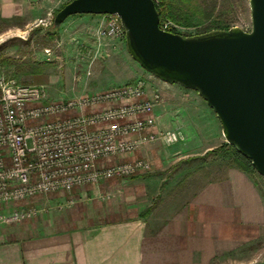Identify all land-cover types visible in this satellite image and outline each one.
Masks as SVG:
<instances>
[{
  "label": "crops",
  "instance_id": "0c3cea01",
  "mask_svg": "<svg viewBox=\"0 0 264 264\" xmlns=\"http://www.w3.org/2000/svg\"><path fill=\"white\" fill-rule=\"evenodd\" d=\"M51 1L0 0V20L28 21L49 10ZM105 21L104 16L76 15L57 33L91 29L98 42L96 31ZM90 42L84 37L82 50L88 47L98 55L101 45L93 47ZM103 76L95 82H87L85 77L76 85L68 82L67 89L64 84L58 93L65 97L55 101L112 88L109 78ZM158 107L157 122L163 113L166 116ZM213 115H209L212 122ZM216 125L213 136L221 139V126ZM196 141L200 139L193 140L190 148L194 149ZM213 146L206 147L203 154L221 144ZM181 151L153 142L130 158H122L146 159L152 166L149 173L126 180H100L78 190L0 207V213L31 206L42 210L22 222L0 224V264H211L246 245L262 242L264 195L253 173L231 166L218 178H206L175 195L167 192L162 196L164 173L173 163L189 157L172 159Z\"/></svg>",
  "mask_w": 264,
  "mask_h": 264
},
{
  "label": "built area",
  "instance_id": "2783aa9c",
  "mask_svg": "<svg viewBox=\"0 0 264 264\" xmlns=\"http://www.w3.org/2000/svg\"><path fill=\"white\" fill-rule=\"evenodd\" d=\"M97 39L124 37L119 18L105 15ZM176 29L169 20L160 26ZM91 58L84 70L93 74ZM80 79L75 78V85ZM146 83L132 84L53 101L43 85L20 84L0 75V207L68 192L100 180H126L149 173L146 159L122 161L153 142L172 146L178 131H155L158 94L148 98ZM121 160V161H120ZM31 206L0 213V224L35 217Z\"/></svg>",
  "mask_w": 264,
  "mask_h": 264
},
{
  "label": "rangeland",
  "instance_id": "374dc122",
  "mask_svg": "<svg viewBox=\"0 0 264 264\" xmlns=\"http://www.w3.org/2000/svg\"><path fill=\"white\" fill-rule=\"evenodd\" d=\"M69 1L71 0H52L49 10L36 13L28 21L0 20V75L20 84L43 85L50 99L60 100L65 96L60 97L58 89L64 84L67 89V85H70L68 82L72 85L75 78L84 80L82 74L94 57L92 53L94 49L87 47L86 50H82L84 47L81 42L87 37L91 41V46L100 44L102 48L91 68L93 74L87 82L98 81L100 76L104 75V79L110 80L109 87L113 88L143 79L147 86L148 98L158 94L161 99L158 108L166 112V116L162 112V119L156 122L155 131H178L183 137L181 142L170 146L183 150L172 159L189 157L173 163L164 173L162 196L167 192L175 195L206 178H218L227 168L233 166V152L227 147L217 154L209 155L206 152V155L203 154L208 146L226 144L222 136L221 139L220 135L213 136L214 128L218 126L216 124H220L217 118L215 121L213 119V122L209 118L210 114L211 116L214 114L211 113L213 111L195 92L185 90L179 85L166 84L141 69L126 52L124 37L104 38L100 41L97 39V42L91 29L79 31L75 28L77 29L75 32L62 34L57 33L59 28L53 29L54 15ZM248 1L194 0L189 9L192 13L187 15L189 23L183 21L178 24L169 21L176 28L175 32L186 36L201 34L214 25L219 28L238 27L243 31H249L251 20ZM42 9L43 7L40 11ZM80 82L78 81V84ZM190 119L193 123L189 125ZM196 138H199L200 142L196 141V148L195 146L194 149L190 148ZM211 160L212 162H205ZM252 173L264 195V180L255 171ZM263 262L264 240L246 245L237 252H230L225 258L214 260L211 264H263Z\"/></svg>",
  "mask_w": 264,
  "mask_h": 264
},
{
  "label": "water",
  "instance_id": "95a60500",
  "mask_svg": "<svg viewBox=\"0 0 264 264\" xmlns=\"http://www.w3.org/2000/svg\"><path fill=\"white\" fill-rule=\"evenodd\" d=\"M248 5L249 31H163L152 0H71L53 26L76 15L117 16L131 59L154 78L195 92L215 114L225 143L264 180V0Z\"/></svg>",
  "mask_w": 264,
  "mask_h": 264
},
{
  "label": "trees",
  "instance_id": "16d2710c",
  "mask_svg": "<svg viewBox=\"0 0 264 264\" xmlns=\"http://www.w3.org/2000/svg\"><path fill=\"white\" fill-rule=\"evenodd\" d=\"M152 1L154 2L156 11H157L158 16H159V25L160 26L162 25V23L165 20H171V21L176 22L178 24H180L183 21L187 22V19H188L187 15H189L188 13H192L189 9H191L192 4H194V0H152ZM187 23H189V22H187ZM53 29L57 30L58 28H55L53 26ZM228 29L229 28H219L218 26L214 25L210 29L205 30L203 33L211 31V30H228ZM169 31L171 33H174V34L186 36V35H183L182 33L175 32L174 29H170ZM224 147H227V149L228 148L231 149L233 152V154H232V156H233L232 165L233 166L237 167L238 169H240L244 172L252 173L255 171L252 168L250 161L248 159L242 157L240 154H238L228 144H225L224 146H221L217 149H213L211 151H208V152H206V154H209V153L217 154V153L223 151L225 149ZM211 154H209V155H211Z\"/></svg>",
  "mask_w": 264,
  "mask_h": 264
}]
</instances>
